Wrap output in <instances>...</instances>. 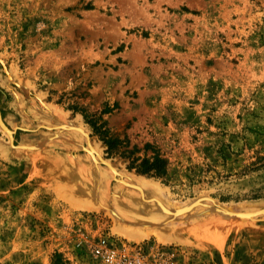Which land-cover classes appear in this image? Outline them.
Listing matches in <instances>:
<instances>
[{
    "label": "rangeland",
    "instance_id": "rangeland-1",
    "mask_svg": "<svg viewBox=\"0 0 264 264\" xmlns=\"http://www.w3.org/2000/svg\"><path fill=\"white\" fill-rule=\"evenodd\" d=\"M0 115V264H95L75 249L92 214L171 264H264V216L241 220L264 207V0H0ZM145 144L164 179L127 169Z\"/></svg>",
    "mask_w": 264,
    "mask_h": 264
},
{
    "label": "built area",
    "instance_id": "built-area-1",
    "mask_svg": "<svg viewBox=\"0 0 264 264\" xmlns=\"http://www.w3.org/2000/svg\"><path fill=\"white\" fill-rule=\"evenodd\" d=\"M81 220L90 227L80 233L75 249L87 254L95 264H171L177 253L175 247L155 241H125L113 234L98 214L83 216Z\"/></svg>",
    "mask_w": 264,
    "mask_h": 264
},
{
    "label": "bare ground",
    "instance_id": "bare-ground-1",
    "mask_svg": "<svg viewBox=\"0 0 264 264\" xmlns=\"http://www.w3.org/2000/svg\"><path fill=\"white\" fill-rule=\"evenodd\" d=\"M20 104V103H19ZM42 104V103H41ZM20 106V105H19ZM46 108V107H45ZM0 128L4 131V132H6V134L8 135V136H10V139L12 140V131H10L9 129H8V127L4 124V122L2 121V119H1V117H0ZM72 128V127H71ZM92 146V145H91ZM23 147V146H22ZM93 147V146H92ZM89 147V150H88V153L90 154V156H91V159H92V161L93 162H90V164L91 163H93V164H99L100 163V161H102L101 159H103V158H101L100 157V154H99V152L96 150V148L95 147ZM19 148V147H18ZM20 148H21V146H20ZM25 148H27L28 149V147H25ZM30 148V147H29ZM32 149V148H31ZM92 150V151H91ZM89 158V157H88ZM76 159H78V160H76L77 161V164H80L79 162L81 161V158H78V157H76ZM90 159V160H91ZM100 160V161H99ZM75 161V162H76ZM104 161V160H103ZM104 164H110V162L108 163V162H106V161H104ZM113 165V164H112ZM110 166V165H108V167L107 168H109L110 170L112 169V168H114L115 166ZM97 167H99V166H97ZM112 167V168H111ZM96 169V168H95ZM98 173V172H97ZM112 173L114 174L115 173V171L112 169ZM90 174V173H89ZM96 174V173H95ZM91 176V175H90ZM94 176V175H93ZM120 176H122V175H120ZM100 177V176H99ZM117 177H119V176H117ZM132 179V178H131ZM94 180H96L95 178H94ZM100 180V179H99ZM115 180V179H114ZM93 181V180H92ZM101 181H102V179H101ZM120 181L121 182H123L124 183V181L120 178ZM116 182H117V180H116ZM119 182V181H118ZM120 182V184H122ZM128 182V181H127ZM127 182H126V184H127ZM134 182V181H133ZM100 183V182H99ZM125 183L124 184H122V185H126ZM136 184V183H135ZM102 185V184H101ZM117 186H121V185H117ZM128 186V185H127ZM130 186V185H129ZM136 186H138V185H136ZM140 186H141V184H140ZM95 187V186H94ZM133 187V186H132ZM142 187V186H141ZM80 187H78V188H76L75 190H72L71 191V194L73 193V194H76V196H78V198H90L91 196H88L87 194H86V192L84 191V190H81V189H79ZM139 188V187H138ZM143 189V188H142ZM101 191V190H100ZM119 191H120V189H119ZM93 192V191H92ZM94 193V192H93ZM100 193V192H99ZM141 197V196H140ZM142 198V200H143V202L144 203H147L148 202V200H146V199H144L143 197H141ZM96 199V198H95ZM79 200V199H78ZM89 200H92V199H89ZM98 201V200H97ZM159 202V201H158ZM155 203V202H154ZM81 205V204H80ZM79 206V205H78ZM101 207L100 205H94L93 203H90V204H85L84 206H83V209H91V208H95L96 209V207ZM103 206V205H102ZM134 206V205H133ZM91 207V208H90ZM98 207V208H99ZM159 207L160 208H162L160 205H159ZM159 207H158V209H159ZM173 207V206H172ZM194 207V206H193ZM81 208H82V206H81ZM105 208V207H104ZM195 208V207H194ZM223 208L224 207H222V208H220V209H222L223 210ZM226 209H227V207H225ZM252 208V207H251ZM102 209V208H101ZM110 209V208H109ZM141 209V208H140ZM171 209V208H170ZM172 209H174V208H172ZM181 209V208H180ZM179 209V210H180ZM223 210V212H226V213H231V211H230V209L228 210ZM240 209H243V208H240ZM99 210V209H98ZM160 210V209H159ZM163 210H165V209H163ZM219 210V209H218ZM221 210V211H222ZM105 211V210H104ZM182 211V210H181ZM107 212V211H106ZM175 212V213H174ZM174 212H171V213H168V214H164V215H161V216H158V217H155V218H153V217H146L145 216V214L142 212V211H140L139 213H137V218H136V222L138 223V225L140 226H147V225H149V224H154V223H158V225L159 224H168V221H170V220H172V219H174V220H176L177 218L178 219H180L181 220V217H180V214H182L180 211H178V213L180 212V214H177V212H176V210L174 211ZM197 212V211H196ZM246 213H243L244 214V218H242L241 220H246V221H254L255 220V216L256 215H260V216H264V207H259V208H256V207H254V208H252L250 211L249 210H247V211H245ZM109 213H110V210H109ZM141 213V214H140ZM183 213H184V211H183ZM220 213V212H219ZM136 214V213H135ZM163 214V213H162ZM194 214V213H193ZM183 215V214H182ZM181 215V216H182ZM170 216V218L169 219H167L166 217H169ZM187 216V215H186ZM218 217V216H217ZM183 218V217H182ZM122 219V218H121ZM208 219H209V217H208ZM211 219V218H210ZM216 219V218H215ZM237 222H238V220H237ZM125 223V222H124ZM205 223V222H204ZM208 223V222H207ZM228 223V222H227ZM239 223H240V221H239ZM239 223H237L236 225H238ZM243 223V222H242ZM246 223V222H245ZM247 223H249V222H247ZM131 223H129V225H130ZM171 224V223H170ZM209 224V223H208ZM211 224V223H210ZM213 224V223H212ZM126 225H128L127 224V222H126ZM155 225V224H154ZM157 225V226H158ZM169 225V224H168ZM198 225V224H197ZM199 225H201V224H199ZM207 225V224H206ZM206 225H203V227H198V238L201 240V239H207L208 237V239H212V235L213 234H215V237H213V238H216V235H218L219 233H220V229H219V231L217 230V232H218V234L216 233V227L214 228L215 229V233L213 232V230H212V232L211 233H213V234H211L210 235V233H208V231L207 230H209V231H211V229L210 228H213V227H210V226H206ZM219 225V224H218ZM134 226V225H133ZM202 226V225H201ZM213 226V225H212ZM221 225H219V227H220ZM228 226V225H227ZM118 227V226H117ZM125 227H127V226H125ZM129 227V226H128ZM127 227V228H128ZM195 227H196V225H195ZM207 227H209V229H207ZM218 227V226H217ZM224 227V226H223ZM200 228V229H199ZM202 228H203V230H202ZM227 228V227H226ZM206 229V230H205ZM174 230V229H173ZM116 231V230H115ZM140 231H142V230H140ZM154 231V230H153ZM113 232V231H112ZM116 232H121V231H118V229H117V231ZM156 232V231H155ZM175 232H177L176 230L174 231V232H172V233H175ZM137 233V235H138V232H136ZM136 233L134 234V235H136ZM168 233H171V230H170V232H168ZM168 233L167 234H165V235H160L161 233L159 232V234H158V232H157V235H156V238H159L161 241H167L168 242V240L170 241V239H172L171 241H173V239L174 238H176L177 237V235L176 234H174V235H171V236H167L168 235ZM118 234V233H117ZM121 234V233H120ZM123 234V233H122ZM147 234V232L145 233V234H142V237H143V235H146ZM150 234H152V231L150 232ZM155 233H153V235H154ZM196 235H195V238H196ZM220 235V234H219ZM192 236V235H191ZM124 237H126V238H128V239H131V240H136L137 241V239H135V238H137L136 236H133L132 234H128V232H127V235L126 234H124ZM158 239V240H159ZM207 239V240H208ZM219 239V238H218ZM214 240H217V239H214ZM220 240V239H219ZM211 241V240H210ZM176 242V241H175ZM212 242H214V241H212Z\"/></svg>",
    "mask_w": 264,
    "mask_h": 264
},
{
    "label": "trees",
    "instance_id": "trees-1",
    "mask_svg": "<svg viewBox=\"0 0 264 264\" xmlns=\"http://www.w3.org/2000/svg\"><path fill=\"white\" fill-rule=\"evenodd\" d=\"M80 113L93 130H95L96 125L94 122L90 120L84 112L80 111ZM101 139L103 144L107 147L108 152L116 147V140L107 138L106 136ZM148 151H151V155L149 156L146 155ZM137 152L140 151L136 147L123 152L122 155L127 160L126 167L128 170L148 178L164 179L167 176L168 161L154 150L150 144H145L143 146V157L136 155Z\"/></svg>",
    "mask_w": 264,
    "mask_h": 264
},
{
    "label": "water",
    "instance_id": "water-1",
    "mask_svg": "<svg viewBox=\"0 0 264 264\" xmlns=\"http://www.w3.org/2000/svg\"><path fill=\"white\" fill-rule=\"evenodd\" d=\"M0 117H1V115H0Z\"/></svg>",
    "mask_w": 264,
    "mask_h": 264
}]
</instances>
